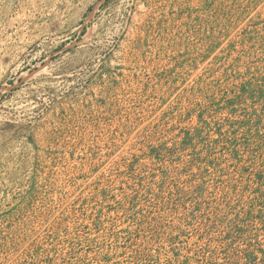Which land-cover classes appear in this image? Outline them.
Instances as JSON below:
<instances>
[{"label": "rangeland", "instance_id": "1", "mask_svg": "<svg viewBox=\"0 0 264 264\" xmlns=\"http://www.w3.org/2000/svg\"><path fill=\"white\" fill-rule=\"evenodd\" d=\"M0 264H264V0H0Z\"/></svg>", "mask_w": 264, "mask_h": 264}]
</instances>
